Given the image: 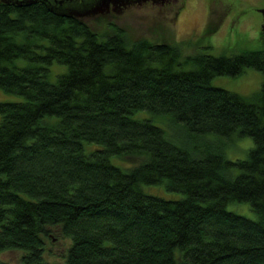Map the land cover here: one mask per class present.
<instances>
[{
	"label": "trees",
	"instance_id": "1",
	"mask_svg": "<svg viewBox=\"0 0 264 264\" xmlns=\"http://www.w3.org/2000/svg\"><path fill=\"white\" fill-rule=\"evenodd\" d=\"M108 26L0 2V88L24 96L0 102V253L49 264L59 230L64 264H264V47L216 56ZM251 67L263 83L250 97L212 83ZM139 111L169 117L170 132ZM237 135L255 146L231 160ZM163 183L184 197L142 189ZM237 201L259 218L226 208Z\"/></svg>",
	"mask_w": 264,
	"mask_h": 264
},
{
	"label": "rangeland",
	"instance_id": "2",
	"mask_svg": "<svg viewBox=\"0 0 264 264\" xmlns=\"http://www.w3.org/2000/svg\"><path fill=\"white\" fill-rule=\"evenodd\" d=\"M213 1L216 3V6L211 10L208 21H206L207 6L205 7L203 0H188V8L183 10L180 16H175L176 6L174 10L166 8L168 12L165 9L161 11L157 8L133 9L123 12L121 15L113 16V18L104 17V15H95L85 20L100 33L107 32L109 30L108 25L114 22L125 28L133 40L141 37H148L152 40L158 38L175 42L193 39L196 44H199L200 51L216 56H229L238 54L243 50L264 47V35L261 29L264 19L262 14L258 12V8L264 5V0ZM179 5H181V1ZM227 11L228 15L224 16V13ZM168 14H173V19H170ZM175 22L177 23L176 26L173 24ZM208 45L211 47L207 48ZM191 50L188 49L187 51ZM52 70L54 73H63L66 71V65L55 63L53 64ZM262 80L263 73L251 67L245 68L243 73L238 76L221 75L220 77H215L212 83L218 87H224L230 91L232 90L250 97L259 91L263 83ZM23 99L24 96L8 93L0 88V102H19L23 101ZM133 116L137 118H152L156 125L170 132L166 127L169 122V117L167 116L161 115L157 117L147 111H139ZM237 136L234 140H227L225 144V154L231 160L244 159L247 151L255 146L251 137L245 136L242 138ZM211 138L221 139L215 134ZM84 142L86 152L90 149L97 148L99 145L95 142ZM110 160L122 168H130L133 166V162L121 157L119 158L118 156H111ZM139 161L141 159L136 160V163H139ZM238 172L235 169L232 174L236 176ZM142 189L149 194H156L170 200L181 199L185 195L179 191L168 190L164 183L152 185L143 184ZM226 208L233 212H238L247 218L254 220L259 218L249 202H229ZM50 235L51 237L45 240L44 259L49 264H64L71 239L63 236L59 230L52 231ZM23 255V250H5L0 253V260L9 264H23L21 260Z\"/></svg>",
	"mask_w": 264,
	"mask_h": 264
},
{
	"label": "water",
	"instance_id": "3",
	"mask_svg": "<svg viewBox=\"0 0 264 264\" xmlns=\"http://www.w3.org/2000/svg\"><path fill=\"white\" fill-rule=\"evenodd\" d=\"M120 0H0L5 4H14L29 6L34 3H43L52 12L64 17L87 18V16L98 15L105 12L111 3L119 2ZM264 18V7L259 8ZM264 33V22L261 25Z\"/></svg>",
	"mask_w": 264,
	"mask_h": 264
},
{
	"label": "flooded vegetation",
	"instance_id": "4",
	"mask_svg": "<svg viewBox=\"0 0 264 264\" xmlns=\"http://www.w3.org/2000/svg\"><path fill=\"white\" fill-rule=\"evenodd\" d=\"M180 1H181V5H179ZM187 1L188 0H120L119 2L111 3L109 8L106 9L105 12L98 14L97 16L104 15V17L113 18V16L121 15V14H123V12H125L127 10H133V9L143 10L144 8H151V9L157 8L161 11H164V9L167 11L166 8L174 10L176 8V6H177V9H175V16H180L181 13L183 12V10L188 8V4H187L188 2ZM203 1H204L205 7L207 6L206 21H208L210 19V17H209L210 12H211V10L214 9V7L216 6V3L213 0H206V1L203 0ZM261 7H264V5ZM258 12H260L259 8H258ZM168 15H169L170 19H173L172 18L173 14H171V15L168 14ZM227 15H228V11L224 13V16H227ZM92 16H95V15H92ZM92 16H87V18H91ZM175 16H174V18H175ZM87 18H82V19L85 20ZM173 24H174V26H176L177 23L175 22ZM204 24L207 25L206 23H204Z\"/></svg>",
	"mask_w": 264,
	"mask_h": 264
}]
</instances>
